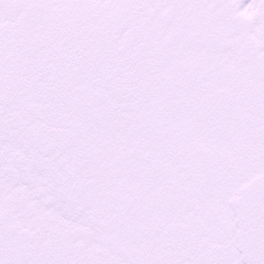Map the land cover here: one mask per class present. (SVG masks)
I'll return each instance as SVG.
<instances>
[{
  "label": "snow or ice",
  "instance_id": "snow-or-ice-1",
  "mask_svg": "<svg viewBox=\"0 0 264 264\" xmlns=\"http://www.w3.org/2000/svg\"><path fill=\"white\" fill-rule=\"evenodd\" d=\"M0 264H264V0H0Z\"/></svg>",
  "mask_w": 264,
  "mask_h": 264
}]
</instances>
